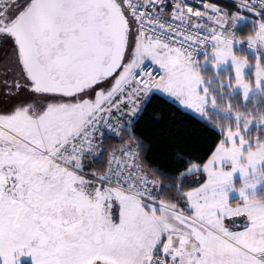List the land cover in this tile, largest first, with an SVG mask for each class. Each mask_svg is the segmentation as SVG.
<instances>
[{
	"label": "snow or ice",
	"instance_id": "6c2138e0",
	"mask_svg": "<svg viewBox=\"0 0 264 264\" xmlns=\"http://www.w3.org/2000/svg\"><path fill=\"white\" fill-rule=\"evenodd\" d=\"M261 183L264 0H0V264H264Z\"/></svg>",
	"mask_w": 264,
	"mask_h": 264
},
{
	"label": "rangeland",
	"instance_id": "374dc122",
	"mask_svg": "<svg viewBox=\"0 0 264 264\" xmlns=\"http://www.w3.org/2000/svg\"><path fill=\"white\" fill-rule=\"evenodd\" d=\"M241 47L243 48V45ZM240 182H241V179H240L239 174L237 173L234 176V183L238 186L240 184ZM254 192H255V195L257 196V198L264 197V183L258 184L257 187L255 188ZM252 194H253V190L250 189L249 195L251 196ZM230 197L232 199H236L238 197V194L235 192L230 193ZM22 263L32 264L31 257H21L20 264H22Z\"/></svg>",
	"mask_w": 264,
	"mask_h": 264
},
{
	"label": "trees",
	"instance_id": "16d2710c",
	"mask_svg": "<svg viewBox=\"0 0 264 264\" xmlns=\"http://www.w3.org/2000/svg\"><path fill=\"white\" fill-rule=\"evenodd\" d=\"M244 28H246V25H242L241 26V30L242 31H243ZM241 111H244V109L241 108ZM228 122H229L228 118L221 114L220 117H219V120H218L219 126L224 127V126H226L228 124ZM22 264H29V263H22Z\"/></svg>",
	"mask_w": 264,
	"mask_h": 264
}]
</instances>
